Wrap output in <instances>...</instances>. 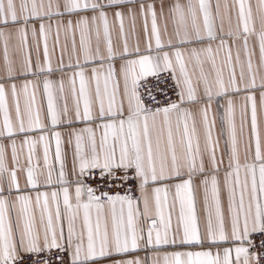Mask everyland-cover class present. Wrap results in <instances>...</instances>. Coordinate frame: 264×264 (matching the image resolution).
Wrapping results in <instances>:
<instances>
[{
	"label": "snow or ice",
	"instance_id": "snow-or-ice-1",
	"mask_svg": "<svg viewBox=\"0 0 264 264\" xmlns=\"http://www.w3.org/2000/svg\"><path fill=\"white\" fill-rule=\"evenodd\" d=\"M231 8L235 28L228 0H0V264H264V0ZM161 73L174 99L144 87Z\"/></svg>",
	"mask_w": 264,
	"mask_h": 264
},
{
	"label": "crops",
	"instance_id": "crops-1",
	"mask_svg": "<svg viewBox=\"0 0 264 264\" xmlns=\"http://www.w3.org/2000/svg\"><path fill=\"white\" fill-rule=\"evenodd\" d=\"M220 2H221V6H222V15H223V3H224V0H220ZM253 2H254V0H253ZM228 3H229V6H230V13L229 14L231 16V25H232L233 28H235L236 19H235V10L231 8L232 0H228ZM223 22H224L225 30H227V28L229 26L228 18L225 17ZM158 23H160L161 29L163 30V22L158 20ZM219 23H220V20L218 19L217 20V25H219ZM9 30H11V29H9ZM125 30H126V33H127V36H128V43H129L130 47L135 45L137 39H139V41L141 43V47H143L145 37H144V34H143L142 22L139 19H137V22H136L135 35L132 33L130 21H128L127 19L125 20ZM169 31H171V24L170 23H169ZM94 39L95 38L93 37V41H94ZM76 40H77V45H78L79 44V35L78 34L76 36ZM112 40H113V45L114 46H116L118 48L122 47V40H121V37H120V34H119L118 25H115L113 27ZM36 42L40 43L39 55H40L41 62H43V42H42V40H40L39 36L37 37V41L34 42L32 40V38H31V33L29 32L28 45H29V50H30V54H31V57L33 59V62H35L36 55H37L36 48H35ZM54 42H55V29L53 28V32L49 36V39H48V48H49V53L51 55L53 67H55L57 62H58V59H59V56H60V47L65 44V35H64L63 30H61V33H60L59 45H55ZM18 45H19L18 38L15 35H13V37L9 41V52H10V55L12 56V58L17 60V61L19 60L20 55H21L19 50H18ZM68 47H69V50H70V48H71L70 39L68 41ZM2 48H3V43H2V41H0V63H2ZM67 61H68V54L65 53L64 62L67 63ZM58 78H59V73H57L55 76L52 77V79H54V80L58 79ZM38 100L41 102L42 106H46L45 102H44V99H43V96H42V93H38ZM68 102H69V106L71 107V103L72 102H71V97L70 96H69V101ZM214 108H215V106H214ZM84 126H85L84 124L75 125L76 128H82ZM237 126H238V130H239V116L238 115H237ZM219 128H220L219 122H217V129H216L217 132H219ZM58 130H60L62 133H64L65 134V138H67V133H68L69 129L60 128ZM224 139H225V137H221L220 138V149H221V151H223L224 148H225ZM65 147H66V151L69 154L68 155V160H69V167H70L71 148L69 146H67V145ZM37 155L41 157L39 163L42 166L43 165V160H42V149L41 148L37 149ZM9 164H11L10 150H9ZM21 184H23V178H21ZM141 209H142V205H141ZM143 254L144 253H141V255H143Z\"/></svg>",
	"mask_w": 264,
	"mask_h": 264
},
{
	"label": "built area",
	"instance_id": "built-area-1",
	"mask_svg": "<svg viewBox=\"0 0 264 264\" xmlns=\"http://www.w3.org/2000/svg\"><path fill=\"white\" fill-rule=\"evenodd\" d=\"M143 85L145 88H151L154 92L157 93V97L158 99H161L163 100L165 97H164V93L167 94L168 97H171V98H175V95H174V82L172 81V79L170 78V75L168 73H161L160 74V78L157 79L155 77H148L147 80L145 82H143ZM157 90H159L157 92ZM90 183H93L94 185L97 184V183H100L99 180H96L94 182L90 181ZM112 191H122L121 189H112ZM135 195H139V193H135ZM254 240L256 241V243L258 244L259 243V240H260V236H255L254 237ZM46 254H41L40 258H44ZM56 257H57V253L56 251L54 250L51 254V256L49 257V259L52 261V264H54L55 260H56ZM65 259L67 260L68 257H65Z\"/></svg>",
	"mask_w": 264,
	"mask_h": 264
}]
</instances>
